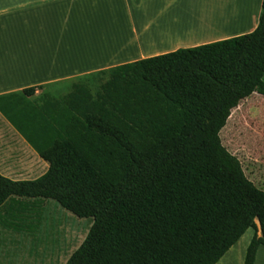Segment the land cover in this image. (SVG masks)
<instances>
[{
	"label": "trees",
	"instance_id": "16d2710c",
	"mask_svg": "<svg viewBox=\"0 0 264 264\" xmlns=\"http://www.w3.org/2000/svg\"><path fill=\"white\" fill-rule=\"evenodd\" d=\"M35 91L0 96L48 164L34 180L0 174V230L36 231L51 200L92 220L65 264H216L249 228L254 263L264 191L221 139L242 100L264 98V0L252 32L117 66L95 95L75 84L35 105Z\"/></svg>",
	"mask_w": 264,
	"mask_h": 264
},
{
	"label": "crops",
	"instance_id": "0c3cea01",
	"mask_svg": "<svg viewBox=\"0 0 264 264\" xmlns=\"http://www.w3.org/2000/svg\"><path fill=\"white\" fill-rule=\"evenodd\" d=\"M261 1L240 0L228 7V0H0V54L11 57L15 46L21 48V53L0 62V96L36 87L28 100L41 95L40 105L44 95L60 100L75 84L90 90L95 80L105 82L117 66L248 34L258 24ZM261 97L252 94L242 100L228 120L234 115L237 133L243 135L236 158L246 178L264 191ZM0 119L5 125L1 145H10L15 157L25 161L0 174L12 180L43 175L48 164ZM31 222L27 220L20 232L0 230V236L9 234L21 244L36 232ZM253 233L247 229L216 264H243ZM253 264H264V246L257 248Z\"/></svg>",
	"mask_w": 264,
	"mask_h": 264
},
{
	"label": "rangeland",
	"instance_id": "374dc122",
	"mask_svg": "<svg viewBox=\"0 0 264 264\" xmlns=\"http://www.w3.org/2000/svg\"><path fill=\"white\" fill-rule=\"evenodd\" d=\"M202 1L203 0H197V2ZM239 2L240 0H228V7H230L231 4L235 6ZM14 48L15 52L12 51L13 54L11 57L10 55L1 53L0 62L7 61V59H11L18 55L19 52L21 53L20 46H15ZM4 72L3 69L2 73ZM102 81L103 79L94 81L90 88L92 94L96 92L99 85L102 84ZM40 99L41 95H38L32 102L38 105ZM228 125V130H226L221 141L223 146L232 155L237 157L240 156L238 148L239 139L241 140L243 135L237 133L234 115L230 119ZM3 128H5V125L0 119V130ZM230 132L231 138L228 139L227 135H230ZM221 133L222 132L219 134L220 137ZM1 140L2 138L0 137V171H5L7 168L17 166L18 163L24 165V160H19L15 157L13 147L5 144L1 145V143H4L3 141L1 142ZM20 152L23 156L27 155L24 149H21ZM244 162L245 165L248 166V161L244 160ZM91 224V219H80L62 209L54 201L47 200L45 202V208L42 211L40 222L37 223L38 227L36 232L32 234L30 239L21 240L20 244L17 242V239L12 238L9 234L0 236V264H47L48 262L52 264H65L72 252L86 237Z\"/></svg>",
	"mask_w": 264,
	"mask_h": 264
}]
</instances>
